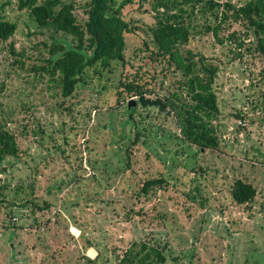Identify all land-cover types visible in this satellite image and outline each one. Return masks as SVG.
Masks as SVG:
<instances>
[{
	"label": "rangeland",
	"instance_id": "1",
	"mask_svg": "<svg viewBox=\"0 0 264 264\" xmlns=\"http://www.w3.org/2000/svg\"><path fill=\"white\" fill-rule=\"evenodd\" d=\"M232 1L243 5L249 0ZM12 7L10 15L19 16ZM147 9L133 0L124 12L151 24ZM203 24L204 19L198 22ZM139 31L150 38L147 27ZM37 32L26 15L20 17L13 40L29 57L39 55L31 48L47 38ZM138 39L127 36L126 58L133 71L143 65L142 74L152 75L155 68L138 57ZM190 48L221 60L214 85L220 107L214 122L218 150L200 151L178 138L172 112L168 117L137 105L129 121L128 103L118 105L114 89L123 68L112 76L102 73L67 99L53 97L58 93L53 86L50 90L47 80L37 83L32 73L9 80L0 111L13 114L9 126L22 154L9 158L3 164L8 171L0 174V185L7 186L0 197L6 199L0 205V264H92L87 258L118 264L135 242L159 244L166 256L162 264H264V86L256 80L263 59L245 52L235 60L230 46L216 44L208 33ZM4 54L0 82L11 70ZM130 65L128 76L133 75ZM156 67L159 76L152 87L161 98L173 90L172 80L161 65ZM240 111L245 120L236 117ZM138 122L143 137L134 143ZM154 177L167 184L145 198L139 194L142 184ZM239 179L256 188L252 202L234 201L231 191Z\"/></svg>",
	"mask_w": 264,
	"mask_h": 264
},
{
	"label": "trees",
	"instance_id": "2",
	"mask_svg": "<svg viewBox=\"0 0 264 264\" xmlns=\"http://www.w3.org/2000/svg\"><path fill=\"white\" fill-rule=\"evenodd\" d=\"M132 2L84 0L80 5L77 0H0V53H5V61L11 66L7 78L0 82V95L5 92L10 79L32 73L37 83L47 80L50 90L53 86L58 92L53 97L60 95L67 99L77 90L88 87L102 73L112 76L123 68L114 89L117 104L128 103L129 106L133 98H160L152 84L157 82L159 76L156 66L161 65L162 72L171 75L170 86L173 89H168L169 93L161 99L175 118L178 138L200 151L220 149V136L214 125L220 115V107L214 85L221 60L210 59L188 49V46L198 36L208 33L216 44L230 46L235 60L243 59L245 52L261 57L263 66L256 80L258 85L264 86V0H249L243 5L232 0L222 3L216 0H140V5L147 6L148 13L152 14L151 24L125 14L124 9ZM13 5L19 12L17 17L9 13L14 11ZM79 11L83 12V18L79 16ZM23 15L27 16L28 23L34 26L38 34L47 36L45 41L31 48V51L39 53L37 57H29L28 50L25 47L18 49L13 40ZM202 19L204 24L198 25ZM140 26L147 27L149 39L140 36ZM128 35L138 36L141 41L137 49L138 57L145 66L150 62L155 68L152 75L142 74L143 65L136 71L132 70L134 66L126 58ZM129 65L133 71L131 77L125 72ZM45 85H42L41 91ZM160 88L165 90L164 80L160 82ZM137 105L126 110L131 115L129 121ZM23 109L27 111L25 106ZM12 115L6 116L0 111V174L8 171L10 166L3 164L9 158L20 159L22 154L18 135L9 126L13 122ZM242 115L243 111H240L236 117L245 120V115ZM133 125L136 130L134 143H138L143 137L141 122ZM22 134L27 135L25 129ZM165 184L163 177L149 178L144 180L139 194L146 198L154 189ZM5 191L7 186L0 185V197L5 195ZM231 194L234 201L241 205L252 202L257 190L252 184L239 179L233 185ZM4 202L6 199L0 198V205ZM10 204L16 206L14 202ZM32 204L41 209L37 203ZM46 205L50 207V204ZM87 260L96 263L90 258ZM165 261L166 256L159 244L135 242L119 258L118 264H162Z\"/></svg>",
	"mask_w": 264,
	"mask_h": 264
},
{
	"label": "water",
	"instance_id": "3",
	"mask_svg": "<svg viewBox=\"0 0 264 264\" xmlns=\"http://www.w3.org/2000/svg\"><path fill=\"white\" fill-rule=\"evenodd\" d=\"M139 103L142 107H158L160 113H164L166 116L171 117V111L168 110L167 105L161 98L151 99L145 96H141L138 101L132 99L129 103V109L135 107Z\"/></svg>",
	"mask_w": 264,
	"mask_h": 264
},
{
	"label": "bare ground",
	"instance_id": "4",
	"mask_svg": "<svg viewBox=\"0 0 264 264\" xmlns=\"http://www.w3.org/2000/svg\"><path fill=\"white\" fill-rule=\"evenodd\" d=\"M93 252V251H92ZM94 253V252H93Z\"/></svg>",
	"mask_w": 264,
	"mask_h": 264
}]
</instances>
